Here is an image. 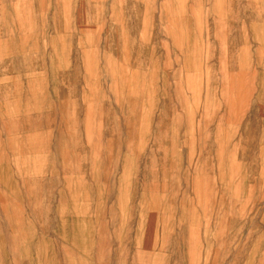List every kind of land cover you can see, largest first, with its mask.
<instances>
[{"label":"rangeland","instance_id":"obj_1","mask_svg":"<svg viewBox=\"0 0 264 264\" xmlns=\"http://www.w3.org/2000/svg\"><path fill=\"white\" fill-rule=\"evenodd\" d=\"M0 264H264V0H0Z\"/></svg>","mask_w":264,"mask_h":264}]
</instances>
